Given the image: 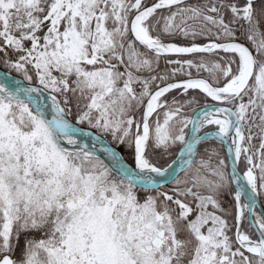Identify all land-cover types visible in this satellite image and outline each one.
<instances>
[{
  "label": "snow or ice",
  "instance_id": "obj_1",
  "mask_svg": "<svg viewBox=\"0 0 264 264\" xmlns=\"http://www.w3.org/2000/svg\"><path fill=\"white\" fill-rule=\"evenodd\" d=\"M0 69V264H264V0H0Z\"/></svg>",
  "mask_w": 264,
  "mask_h": 264
},
{
  "label": "trees",
  "instance_id": "obj_2",
  "mask_svg": "<svg viewBox=\"0 0 264 264\" xmlns=\"http://www.w3.org/2000/svg\"><path fill=\"white\" fill-rule=\"evenodd\" d=\"M176 42H177L178 44H185V43H187V41H183V40H177ZM162 67H163V65H162ZM13 74L17 75L16 73H13ZM193 75H195V72H193ZM184 78H185V77H177V79H184ZM170 95H176V93L173 92V93L170 94ZM189 95H197V96H200L201 104L204 103V99H203V97H202L201 94H199V93H197V92H190ZM208 103L211 104L212 101L209 100ZM85 127H86V126H85ZM109 140H110V137H109ZM113 146H115V145H113ZM118 149L121 150V152H122L123 156L125 157V159H126L129 163H132V161H131V157H130V153L126 152L125 149H124L123 147H120V148H118ZM241 167H243V165H241ZM260 201H261L262 204H264V197H261V198H260ZM245 223H246V224H245L244 226H245V228H247V226H248V225H247V222H245Z\"/></svg>",
  "mask_w": 264,
  "mask_h": 264
},
{
  "label": "water",
  "instance_id": "obj_3",
  "mask_svg": "<svg viewBox=\"0 0 264 264\" xmlns=\"http://www.w3.org/2000/svg\"><path fill=\"white\" fill-rule=\"evenodd\" d=\"M0 71H6V70H4V69H0ZM12 75H13V76H16V75L13 74V73H12ZM17 78H18V77H17ZM212 130H214V128L206 129V131H212ZM113 147H115V146H113ZM117 151L120 152L121 155H123L122 152H121L119 149H117ZM101 155H102V154H101ZM106 162H107V161H106ZM261 204H262V203H261V201L259 200V202H258V207H257V211L260 210L259 205H261Z\"/></svg>",
  "mask_w": 264,
  "mask_h": 264
},
{
  "label": "rangeland",
  "instance_id": "obj_4",
  "mask_svg": "<svg viewBox=\"0 0 264 264\" xmlns=\"http://www.w3.org/2000/svg\"><path fill=\"white\" fill-rule=\"evenodd\" d=\"M121 151V150H120ZM129 163V162H128ZM246 224V223H245ZM17 257H19V251L17 252Z\"/></svg>",
  "mask_w": 264,
  "mask_h": 264
}]
</instances>
